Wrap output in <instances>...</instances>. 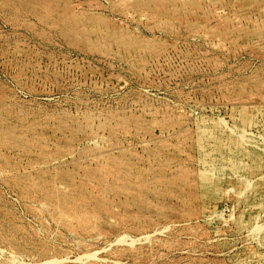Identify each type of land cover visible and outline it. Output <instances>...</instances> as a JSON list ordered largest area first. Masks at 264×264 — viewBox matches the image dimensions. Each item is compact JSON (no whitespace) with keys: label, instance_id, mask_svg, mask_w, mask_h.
I'll return each mask as SVG.
<instances>
[{"label":"rangeland","instance_id":"rangeland-1","mask_svg":"<svg viewBox=\"0 0 264 264\" xmlns=\"http://www.w3.org/2000/svg\"><path fill=\"white\" fill-rule=\"evenodd\" d=\"M0 264H264V0H0Z\"/></svg>","mask_w":264,"mask_h":264}]
</instances>
